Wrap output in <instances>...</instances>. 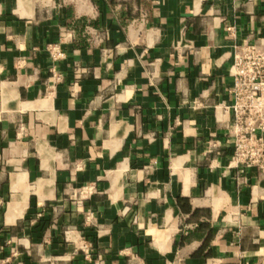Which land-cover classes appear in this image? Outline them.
Listing matches in <instances>:
<instances>
[{
  "label": "crops",
  "instance_id": "0c3cea01",
  "mask_svg": "<svg viewBox=\"0 0 264 264\" xmlns=\"http://www.w3.org/2000/svg\"><path fill=\"white\" fill-rule=\"evenodd\" d=\"M245 42L264 0H0V264L264 258V171L222 145Z\"/></svg>",
  "mask_w": 264,
  "mask_h": 264
},
{
  "label": "built area",
  "instance_id": "2783aa9c",
  "mask_svg": "<svg viewBox=\"0 0 264 264\" xmlns=\"http://www.w3.org/2000/svg\"><path fill=\"white\" fill-rule=\"evenodd\" d=\"M49 52L54 60L65 56L58 44H51ZM231 75L233 84L230 91L233 95V103L230 109L233 119L228 127V138L222 145L232 149V161L236 166L257 167L264 171V48L262 45L249 42L237 45L234 50ZM53 78L57 80L59 76L53 75ZM94 192L93 184H85L74 189L71 196L81 204ZM91 246V243H84L82 248L89 250ZM254 264H264V258Z\"/></svg>",
  "mask_w": 264,
  "mask_h": 264
},
{
  "label": "trees",
  "instance_id": "16d2710c",
  "mask_svg": "<svg viewBox=\"0 0 264 264\" xmlns=\"http://www.w3.org/2000/svg\"><path fill=\"white\" fill-rule=\"evenodd\" d=\"M201 227H206V225L202 224V226H201Z\"/></svg>",
  "mask_w": 264,
  "mask_h": 264
}]
</instances>
